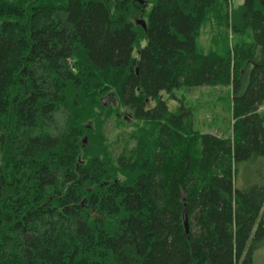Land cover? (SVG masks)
Listing matches in <instances>:
<instances>
[{"label": "trees", "instance_id": "obj_1", "mask_svg": "<svg viewBox=\"0 0 264 264\" xmlns=\"http://www.w3.org/2000/svg\"><path fill=\"white\" fill-rule=\"evenodd\" d=\"M224 4L0 0V264H255L264 0L230 38ZM182 87H228L230 134L170 112L161 94ZM122 110L137 127L111 141Z\"/></svg>", "mask_w": 264, "mask_h": 264}, {"label": "rangeland", "instance_id": "obj_2", "mask_svg": "<svg viewBox=\"0 0 264 264\" xmlns=\"http://www.w3.org/2000/svg\"><path fill=\"white\" fill-rule=\"evenodd\" d=\"M221 2L224 4V0H221ZM242 3L243 0H229L228 5L224 4L220 6V22L224 23V30L221 32L218 31L220 37L228 34L230 38L231 30L225 23L227 19L230 20L239 10ZM211 33V29L209 28H206V31L204 30L198 43L200 50L208 52L212 48L210 45ZM233 40H235V38ZM161 98L166 102L170 112L176 114L185 113L186 116L190 115L195 130L224 136L230 134L232 123V98L228 87H182L178 90H174L172 93L162 92ZM153 106H155L154 101L151 102L149 107ZM260 112L264 118V102L260 107ZM121 114H123L122 117L125 119L126 124L119 125L115 119H111L107 126V134L111 141L115 140L117 135L130 133L137 127L132 113L125 111L124 114L122 110ZM254 172L259 174V177L262 176V178H258L256 181L261 182L260 184H264V162H262V170L257 164H252L247 168L246 174L248 176L246 177H248L250 186H252L255 181ZM260 215L264 219V206ZM254 258L255 264H264V243L262 247L255 252Z\"/></svg>", "mask_w": 264, "mask_h": 264}, {"label": "water", "instance_id": "obj_3", "mask_svg": "<svg viewBox=\"0 0 264 264\" xmlns=\"http://www.w3.org/2000/svg\"><path fill=\"white\" fill-rule=\"evenodd\" d=\"M147 3H144V6H146ZM138 24L142 25L143 28H146L147 25H146V21L143 19V18H140L138 21H137ZM87 142V139H84L83 140V144H86ZM184 224H185V227H186V230L188 231V228H189V224H188V217H187V214L186 212L184 213Z\"/></svg>", "mask_w": 264, "mask_h": 264}]
</instances>
